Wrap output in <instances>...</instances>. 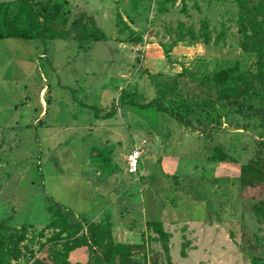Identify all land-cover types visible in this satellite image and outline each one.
I'll return each instance as SVG.
<instances>
[{
	"label": "rangeland",
	"instance_id": "rangeland-1",
	"mask_svg": "<svg viewBox=\"0 0 264 264\" xmlns=\"http://www.w3.org/2000/svg\"><path fill=\"white\" fill-rule=\"evenodd\" d=\"M32 1L51 37L65 31L49 61ZM262 5L0 0V221L9 218L0 264H58L52 250L86 236L49 210L55 202L83 226L106 225L104 245L128 246L114 264H253L242 223L264 258V194L241 180L256 144L229 128L221 102L264 78ZM160 96L224 125L215 132L231 151L142 106ZM137 147L140 169L128 174L124 155Z\"/></svg>",
	"mask_w": 264,
	"mask_h": 264
},
{
	"label": "trees",
	"instance_id": "trees-1",
	"mask_svg": "<svg viewBox=\"0 0 264 264\" xmlns=\"http://www.w3.org/2000/svg\"><path fill=\"white\" fill-rule=\"evenodd\" d=\"M30 7L36 12L37 19L41 25V29L37 35L40 39L44 50L43 58L48 60L51 58V52L49 46L51 42L56 39L64 38L65 31L60 34L54 33L53 28L50 27L45 20L44 14L40 11L39 6L35 2L30 3ZM259 12L264 18V5L259 6ZM264 20V19H263ZM264 24V21H263ZM0 37L3 36L0 34ZM51 37V38H50ZM262 40L263 37L259 36ZM260 39V40H261ZM65 88V87H64ZM134 104L132 100L128 101ZM221 102L230 110V124L229 128L235 131L242 130L244 132H251L250 137H254L255 147H252V155L248 158L247 164L244 165L241 174L242 184L253 187L260 194H264V78L262 76L254 78L253 87L249 94H241L235 97L222 98ZM84 106V104H79ZM154 105L159 111L167 113L174 117L179 124L197 130V132L203 137L208 139L215 145L222 147L224 152H230L231 147L225 144L220 136L217 134L216 129L226 130L227 128L222 124H206L201 117L194 116L185 108L183 102L170 99L165 96H160L155 100L142 105L143 107ZM47 107L51 109L50 102H47ZM112 115V112L99 116L98 110H96L94 116L104 119ZM51 116V110H50ZM45 119V118H44ZM42 119L44 122L45 120ZM250 146L245 145L244 148ZM49 210H56L61 212L62 215H67L70 218L71 226L75 229L82 228L86 231V236L83 239L77 240L71 249L65 253H61L55 250L58 264H72L69 260V254L71 251L86 246V252L92 260L88 264H114V258L128 246L126 244H103V238L107 232L106 225L88 224L83 226L80 219L74 214L73 211L67 209L64 205L55 202L49 206ZM9 218H4L0 221V247L4 249L5 238L3 231L7 225ZM154 225L158 228L162 226L161 222H148V225ZM242 240L244 242L243 249L246 253L252 256L253 264H264V258L261 255V246L254 232H252L245 223H242ZM164 248L167 250V243H164ZM0 260L4 261V255L0 251Z\"/></svg>",
	"mask_w": 264,
	"mask_h": 264
},
{
	"label": "built area",
	"instance_id": "built-area-1",
	"mask_svg": "<svg viewBox=\"0 0 264 264\" xmlns=\"http://www.w3.org/2000/svg\"><path fill=\"white\" fill-rule=\"evenodd\" d=\"M118 105V104H117ZM125 171L128 174H137L142 161V148L137 147L124 155Z\"/></svg>",
	"mask_w": 264,
	"mask_h": 264
},
{
	"label": "crops",
	"instance_id": "crops-1",
	"mask_svg": "<svg viewBox=\"0 0 264 264\" xmlns=\"http://www.w3.org/2000/svg\"><path fill=\"white\" fill-rule=\"evenodd\" d=\"M69 260L72 264H88L90 260L95 261V259L90 258L86 252V246L79 247L69 254Z\"/></svg>",
	"mask_w": 264,
	"mask_h": 264
}]
</instances>
